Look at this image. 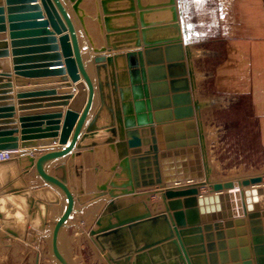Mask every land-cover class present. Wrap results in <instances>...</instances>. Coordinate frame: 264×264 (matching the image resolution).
I'll list each match as a JSON object with an SVG mask.
<instances>
[{"label":"water","instance_id":"obj_1","mask_svg":"<svg viewBox=\"0 0 264 264\" xmlns=\"http://www.w3.org/2000/svg\"><path fill=\"white\" fill-rule=\"evenodd\" d=\"M110 1L0 0V68L8 72L9 62L17 79L33 85L14 97L10 75L0 73V152L21 151L0 164L25 160L22 167H34L45 183L34 193L25 183L0 186L2 229L37 241L35 232L49 229L48 202L58 203V192L64 206L49 234L60 264H71L59 237L80 209L76 202L100 199L106 202L88 235L108 264H264L263 175L222 182L207 177L191 50L177 0H128L124 14L107 8ZM83 37L95 80L83 58ZM96 94L98 107L83 132ZM17 121L20 137L10 126ZM96 135L104 137L84 142ZM55 141V148L36 157L22 150ZM68 154V166L84 156L83 188L79 174L67 177L63 163L53 174L45 170L50 160ZM235 184L241 216L228 192ZM152 194L159 200L151 202ZM18 202L25 205L22 233Z\"/></svg>","mask_w":264,"mask_h":264},{"label":"rangeland","instance_id":"obj_2","mask_svg":"<svg viewBox=\"0 0 264 264\" xmlns=\"http://www.w3.org/2000/svg\"><path fill=\"white\" fill-rule=\"evenodd\" d=\"M99 1L101 3L102 0ZM187 1L184 0V3ZM177 2L180 10L179 5L182 7L183 1ZM127 6L128 0H111L107 4V8L123 14L126 13L124 10ZM181 18L182 16L179 18L180 21ZM124 30L126 28L120 29ZM185 32V40L191 50L189 63L193 73L195 100L199 104L196 119L203 136L208 179L236 180L261 174L264 182V142L261 139L257 118L253 114L251 98L248 94L239 93L238 75L232 82L229 77L223 76L224 66L229 63V42L225 36L217 34L218 31L213 29L185 28ZM235 64L237 66L235 71L239 74V64L237 62ZM80 151L83 152V148ZM80 161V164H77L74 158L70 167L66 163V173L68 177L70 172L74 178L78 173L83 188L85 182L83 177H86L85 170L83 171V156L80 157ZM92 177L95 178V174H92ZM56 193L59 194V202L53 206L61 205L60 213L64 206V197L61 193ZM150 197L159 198L158 194H152ZM105 202V199H100L85 205H76L80 209L73 213L67 225L61 230L59 248L71 264H108L88 235V229L96 226L95 219L101 213ZM92 208L93 213L87 215L86 221H83V215L80 216L78 213H84L86 209ZM50 215L52 219L56 218ZM76 215L78 219L75 220L73 217ZM52 219H49L50 222ZM49 238L50 234L46 231L45 235L39 237V247L33 244L34 249L38 248V253L42 249L45 250L39 264H60L51 252ZM33 254L35 253L25 248L18 254L6 253L3 255L4 261L1 259L2 264H33Z\"/></svg>","mask_w":264,"mask_h":264},{"label":"crops","instance_id":"obj_3","mask_svg":"<svg viewBox=\"0 0 264 264\" xmlns=\"http://www.w3.org/2000/svg\"><path fill=\"white\" fill-rule=\"evenodd\" d=\"M183 5L180 6L181 12V23L184 28H194V29H207V30H217V34H221L225 36L227 41L229 42L230 50H229V63L224 66V74L223 76L229 77L230 82L232 79L240 77L239 80V93L241 94H248L251 98L253 114L257 118V123L259 125L261 139L264 142V0H188L186 4L184 0H182ZM180 4V1H179ZM7 40L9 41L8 37ZM81 45H83V58L87 61V68L89 70V74L95 80V72L93 69V63L90 60L92 53L90 48L88 47L86 39L83 37L80 39ZM228 52V51H227ZM239 64V74L235 71L237 66L235 63ZM6 70L0 68V73H8L10 75V79L12 81V94L15 97V93L17 90H25L30 89L33 85H31V79H17L14 75L11 68V64L8 62ZM229 72V73H227ZM227 73V74H226ZM55 79V78H54ZM55 84V81H52ZM193 96L195 99V89L193 90ZM14 106H15V113L14 118L18 120V104L17 99L14 98ZM98 107V99L97 94L91 106V109L87 115V118L83 124V132L85 130L86 125L88 124L89 120L91 119L92 115L96 111ZM63 110L66 109V105L63 106ZM17 127V130L13 136L20 137V128L19 122L17 121L15 124L10 125ZM104 136L96 135L94 138L86 139L84 142H88L90 139L93 140H101ZM58 142H51L48 145L38 144L35 147H28L23 148L24 152H27L28 155L36 157L46 151L47 147H54L57 146ZM104 144V143H103ZM101 146V145H98ZM46 148V149H45ZM92 147H83L84 150ZM15 152V156L20 151ZM80 150V149H79ZM75 151V149H74ZM69 154L62 158H57L54 160H50L45 165V170L49 173L53 174L54 167L63 163L66 165L67 159L69 158ZM91 165L93 167L95 154L92 153L91 156ZM103 160L107 161V154L106 150H103ZM25 163V160L21 162V164L13 165L12 168L6 169L4 168L1 170L2 180H0V186L5 185L8 187V184L18 185L25 183V185L33 191L41 190L44 188L45 183L43 180L36 174L35 168L30 167L28 169H24L22 166ZM1 166L3 164H0ZM85 163H84V156H83V171L85 170ZM4 166V165H3ZM6 167V166H5ZM99 167H94L93 173L98 170ZM120 167L117 166L114 172H118ZM11 173V174H10ZM83 177V181H84ZM10 181V182H9ZM93 183H95V178H93ZM84 186V183H83ZM3 187V188H5ZM2 188V189H3ZM72 191L75 192V189L69 187ZM1 189V190H2ZM7 189V188H5ZM4 189V190H5ZM54 192L55 190L51 188ZM8 192V191H6ZM56 194V193H55ZM44 195V194H43ZM59 195V194H58ZM144 198V197H143ZM158 199H152L150 197V201H157ZM49 204V211L47 213V224H53L52 215H58L59 211L61 210L60 206H53L54 203L48 202ZM77 205V204H76ZM150 206V203H149ZM12 208V207H10ZM55 208V210H54ZM59 209V210H58ZM54 210V211H53ZM56 211V212H55ZM18 212V211H17ZM55 212V213H54ZM19 213V212H18ZM21 213V212H20ZM54 213V214H53ZM83 213V212H81ZM22 215V214H21ZM24 215L22 219L24 220ZM49 219H52L51 222ZM17 228L22 233V227ZM30 228V226H28ZM26 230L25 235L29 236L31 232ZM39 234L38 231L35 232V236L37 237V241L35 243H27L23 239L17 238L5 230L2 229L0 223V264L4 261L3 255L6 253L18 252L25 250L33 252V264L35 261V256L38 253L37 249H34L33 244L39 247ZM33 247V248H32ZM21 248V249H19ZM39 251V250H38ZM45 250H40L39 259L44 255ZM3 261H2V260Z\"/></svg>","mask_w":264,"mask_h":264},{"label":"bare ground","instance_id":"obj_4","mask_svg":"<svg viewBox=\"0 0 264 264\" xmlns=\"http://www.w3.org/2000/svg\"><path fill=\"white\" fill-rule=\"evenodd\" d=\"M12 153H13V156H14V154H15V152L14 151H12ZM13 165H15V164H9V165H7L6 167L5 166H1L0 165V172H1V170H3L4 168H6V169H9L10 170V168H12L13 167ZM256 176V175H255ZM250 177V176H249ZM243 178H245V177H243ZM241 179V178H240ZM0 180H2V176H1V173H0ZM238 179H236V180H233V181H237ZM223 181H225V180H223ZM222 182V181H221ZM253 186H255V185H249L248 186V188H251V187H253ZM204 189H206L205 191H203V192H205V193H208V188L207 187H205ZM228 192L231 194V198H232V202H233V207H234V212H235V214L237 215V216H241L242 214H243V211H242V209L240 208V200H239V198H240V195H239V188H238V186H237V184H235V186L233 187V188H231V189H229L228 190ZM41 195V194H40ZM77 203V202H76ZM18 204H21V203H19L18 202ZM78 205V204H77ZM92 205V204H91ZM96 206V205H95ZM18 212L16 213L17 214V218H18V227H22L23 228V222H24V220L22 219V216L25 214V205H23V204H21L20 205V208L18 207ZM21 212V213H20ZM90 213H93V208L92 209H89V210H87L86 209V211H84V213H78V215L80 214V216L81 215H83V221H86V217H87V215H89ZM22 214V215H21ZM78 215H76V216H74L73 218L76 220V219H78ZM33 221H32V225L33 226H36V225H38V223H39V220H38V218L37 217H34V219H32ZM53 223H54V220H53ZM48 225V224H47ZM53 225V224H52ZM52 225H51V227H52ZM50 229V225H48L47 226V229ZM49 229H48V232H49ZM89 230V229H88ZM39 232V231H38ZM40 233V232H39ZM45 233H46V231H45ZM45 233H44V235H45ZM42 236V235H41ZM49 240L51 241V239L49 238ZM50 244H51V242H50ZM52 252V251H51ZM53 254V253H52Z\"/></svg>","mask_w":264,"mask_h":264},{"label":"built area","instance_id":"obj_5","mask_svg":"<svg viewBox=\"0 0 264 264\" xmlns=\"http://www.w3.org/2000/svg\"><path fill=\"white\" fill-rule=\"evenodd\" d=\"M12 156H13V153L10 150L0 152V160H4V159L10 158Z\"/></svg>","mask_w":264,"mask_h":264}]
</instances>
